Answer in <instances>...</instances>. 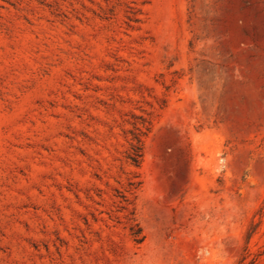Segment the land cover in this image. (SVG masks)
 <instances>
[{"label": "rangeland", "instance_id": "1", "mask_svg": "<svg viewBox=\"0 0 264 264\" xmlns=\"http://www.w3.org/2000/svg\"><path fill=\"white\" fill-rule=\"evenodd\" d=\"M132 2L0 0V264H264V0Z\"/></svg>", "mask_w": 264, "mask_h": 264}, {"label": "trees", "instance_id": "2", "mask_svg": "<svg viewBox=\"0 0 264 264\" xmlns=\"http://www.w3.org/2000/svg\"><path fill=\"white\" fill-rule=\"evenodd\" d=\"M140 0H133V4H136ZM140 122L134 123V130L135 132H130L132 138H131V143L129 145V149L126 153V160L127 162L133 166L136 169H139L143 157H144V138L150 133L152 129V122L151 120L147 119H140ZM136 178H139L138 175H134L131 179H129L128 186H129V191H135L138 190L139 187L141 186V181H136ZM121 201L120 204L122 205L120 207V210L122 211H128L127 207V202L128 199L126 195L121 194L120 196ZM127 224H128V230H129V235L132 239V241L136 245H140L144 242L145 240V235L143 233V229L140 226L139 222L137 221L135 217L134 211H130L127 215Z\"/></svg>", "mask_w": 264, "mask_h": 264}]
</instances>
